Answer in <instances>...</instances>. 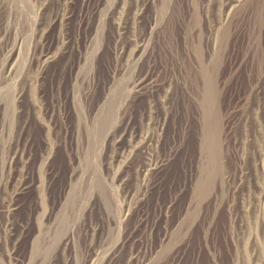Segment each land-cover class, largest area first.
<instances>
[{
    "label": "rangeland",
    "instance_id": "rangeland-1",
    "mask_svg": "<svg viewBox=\"0 0 264 264\" xmlns=\"http://www.w3.org/2000/svg\"><path fill=\"white\" fill-rule=\"evenodd\" d=\"M0 264H264V0H0Z\"/></svg>",
    "mask_w": 264,
    "mask_h": 264
},
{
    "label": "bare ground",
    "instance_id": "bare-ground-1",
    "mask_svg": "<svg viewBox=\"0 0 264 264\" xmlns=\"http://www.w3.org/2000/svg\"><path fill=\"white\" fill-rule=\"evenodd\" d=\"M45 56H46V58H45L46 60L50 58V56H47V54H45ZM51 58H52V57H51Z\"/></svg>",
    "mask_w": 264,
    "mask_h": 264
}]
</instances>
